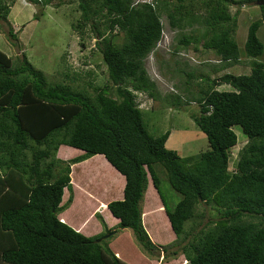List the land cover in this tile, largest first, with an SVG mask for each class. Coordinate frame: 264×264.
<instances>
[{
  "label": "trees",
  "instance_id": "trees-1",
  "mask_svg": "<svg viewBox=\"0 0 264 264\" xmlns=\"http://www.w3.org/2000/svg\"><path fill=\"white\" fill-rule=\"evenodd\" d=\"M24 1L44 5L50 0ZM75 1L79 15L72 29L80 38L93 37L105 65L103 82L87 79L73 86L63 78L73 80L76 73L69 75L65 69L59 71L62 78L56 71V80H51L24 53L14 60L0 49V264H132L141 254L158 258L160 248L165 252L162 258L180 253L187 264H264V61L256 59L264 49L257 33L264 28V4L257 5L260 13L247 23L239 47L238 8L230 12L228 7L249 0ZM7 14L0 0V19H7ZM161 15L176 29L173 50L178 44L199 43L220 62L209 63L211 69L205 73L185 72L190 83L199 85L195 95L167 96L173 105L189 99L198 104L191 119L204 133L207 147L195 154L180 155L166 147L167 129L151 135L134 99L137 91L153 99L159 96L144 58L160 38ZM7 31L13 38L11 28ZM240 49L250 58L247 72L211 75L240 60ZM223 83L231 89L216 88ZM184 87L186 91L188 85ZM234 124L246 140L229 169L230 148L236 143ZM59 145L78 152L62 158L56 154ZM101 154L123 175L121 197L108 200L106 208L119 229L131 230L137 253L127 254L116 246L118 228L106 227L100 213L95 217L103 230L93 234L59 217L72 198L71 165L90 156L86 163H101ZM157 165L179 193L172 206L160 192ZM113 175L109 180L101 176L100 182L114 184ZM149 179L174 234L168 243L152 240V226L147 229L145 224L149 210L142 211L141 201L150 189ZM64 188L68 195L61 202ZM200 202L210 204L213 217L171 249L187 236L184 222L202 215L197 210Z\"/></svg>",
  "mask_w": 264,
  "mask_h": 264
},
{
  "label": "rangeland",
  "instance_id": "rangeland-1",
  "mask_svg": "<svg viewBox=\"0 0 264 264\" xmlns=\"http://www.w3.org/2000/svg\"><path fill=\"white\" fill-rule=\"evenodd\" d=\"M1 1L7 5L8 14L7 19H0V49L5 51L11 58L18 60L20 54L24 53L27 59L35 67L41 69L46 77L51 80H56V71H58L57 76L59 78H62L59 71L63 69H65L69 75L75 72L76 75H74L73 80L67 78L63 79L76 87L82 86L87 79H91V81L96 83H101L106 79L105 65L102 62L100 53L93 46V37L87 36L86 34L84 37L80 38L77 32L72 29L71 24L75 22L79 15V11L75 7V0H50L44 5L38 3L25 5L23 3L25 2L24 0ZM236 4L237 5L230 4L228 8L230 12H235L238 8L236 13L237 27L235 35L238 46L241 47L247 23L250 19L257 17L260 12L256 0L244 1L239 5L238 3ZM33 15H35V17H33ZM161 21L162 30L160 38L144 58V66L147 74L154 80L156 91L160 97L157 96L153 99L145 92L137 91L134 93V99L141 108L142 121L151 135H158L167 129L169 133L164 142L166 147L176 150L180 155L195 154L207 147L204 133L191 119V115L197 114L198 112V104L196 101L189 99L187 103L173 105L170 103V97H168L167 100V96L171 93H179L183 98H189L195 95L199 85L195 82L190 83L191 81L189 82L185 72L193 71L196 73H205L211 69L209 63L220 62H217L218 56L215 55L212 50L202 48L199 43H195V45H193L194 43H190L187 46H180V44H178V50H173L175 44H177L174 36L176 29H172L168 26L164 15H161ZM10 28L15 34L13 38H10V35L7 34V30ZM188 28L189 27L183 28V32L188 31ZM198 33L197 31L194 32L196 35ZM257 33L264 43V28L260 26ZM116 40H121L120 35L117 36ZM81 42L83 44H80ZM239 57L240 60L237 62L223 69H216L211 75L215 76L226 70L234 73L247 72L249 70L248 61L250 58L244 56L241 49ZM256 59L264 61V49ZM87 71L90 72L87 73ZM196 80L198 81L199 77L196 78ZM186 85H188V88L185 91L184 86ZM86 88L90 89L88 86H86ZM216 88L231 89V87L225 83L216 85ZM232 128L236 133V143L230 148L228 159L229 169L232 168L237 149L246 140V136L241 131L239 125L234 124ZM59 152L62 154L61 150H59ZM77 152V150L69 151L70 155ZM83 162L84 161H79L71 165V207L63 214V216L66 217L65 215L69 211H73V213L76 214L77 220H81L83 216L88 215V209L86 207L89 205L84 190L78 185H81L84 189L86 188L88 192H92H90L93 195L92 200L95 201L96 205H99V203L102 204L113 198H120L123 185V183L119 182V178L123 180V175L113 168L108 161L103 159V162H95L93 164ZM156 168L159 177V189L165 204L172 206L177 198H179V193L169 186L163 170L158 165ZM72 171H74L73 175L71 174ZM109 174H114V184L108 181L110 179ZM101 176L108 180H104L101 183ZM148 181L150 189L144 191L141 201L142 211L149 210V218L145 217V224L147 229L149 224L152 226V229L148 230L149 233L152 232V240L158 241L159 243H168L173 239L174 236L172 235L174 234L169 228L167 218L159 206L160 200L154 196L155 191L151 189L153 187H151L150 179ZM98 182H100V185L97 184ZM119 184H121L120 187ZM111 185L113 186L112 191L109 189ZM67 195L68 190L64 188L61 202L66 199ZM92 200L90 201L92 202ZM96 205L93 204V209H90L92 216H89L92 221L97 220V222H99L96 217L95 219L93 218V216L96 215L95 212L100 213V215L105 212L102 210V207V211L99 210V207L94 209ZM198 209L202 211V215H194L190 220L184 222L187 236L182 241L173 244V246L170 247L171 249L180 247L182 243L189 240L191 234H194L208 217H213L214 215L210 204L200 202L197 206V210ZM109 217L110 216L105 219L110 222L109 224L112 225L111 227L117 229V220L113 221V218ZM147 219L149 223L146 222ZM89 220L90 218H88V221ZM102 227L101 225L100 230H103ZM90 229L91 226H87L86 230ZM122 230V233L119 232ZM116 233L119 235V240L118 238L114 240L118 241L116 242V246L120 244L127 254L128 251L137 253L134 247H136V249L139 248L129 228H118ZM115 248L113 247L114 250ZM163 253L165 252L160 248L158 250V256L161 257ZM169 255L170 254L164 257V260L170 258L171 256ZM141 257L143 261L147 259L143 258V254H141ZM149 258L153 259V257ZM137 259L139 262L138 257H136L134 261L136 262ZM171 263L187 264V261L182 254L178 253L173 256Z\"/></svg>",
  "mask_w": 264,
  "mask_h": 264
},
{
  "label": "crops",
  "instance_id": "crops-1",
  "mask_svg": "<svg viewBox=\"0 0 264 264\" xmlns=\"http://www.w3.org/2000/svg\"><path fill=\"white\" fill-rule=\"evenodd\" d=\"M71 148H73V147H71ZM68 149H69V151H70V146H67V145H59L58 146V148H57V151H56V154H57V156H61L62 158H67V157H69V156H71L70 155V153H69V151H68ZM59 150H61V152H62V154L59 152ZM57 152H59L60 153V155H59V153H57ZM93 155H95V154H93ZM92 155V156H93ZM102 155V154H101ZM103 156V155H102ZM91 157V156H90ZM90 157H88V158H85V159H83V160H81V161H84L85 162V160H87V159H89ZM103 158H104V156H103ZM105 159V158H104ZM106 160V159H105ZM107 161V160H106ZM83 162V163H84ZM114 168V167H113ZM123 181V180H122ZM123 183V182H122ZM79 187H81V189L82 190H84V194H85V196L87 197V199H88V201H89V205H88V207H86L87 209H88V215H85V216H83L82 217V219L80 220H77L76 219V214H74L73 213V211L71 212V211H69L65 216L66 217H64L63 216V214H65L66 212H67V210L69 209V207H71V204H70V206L68 207V208H66V209H64L60 214H59V217H60V219H63V220H65L66 222H68L71 226H73L75 229H77V230H80V231H82L83 233H85V234H93V233H96V232H98V231H100V228H101V225H100V223L99 222H97V220H94V221H92L91 220V217L89 216V215H91L92 213H91V211H90V209H93V204H95L96 205V203H95V201H93L92 200V197H93V195L90 193V192H88L87 191V189H84L81 185H78ZM110 189V188H109ZM108 189V190H109ZM107 190V191H108ZM96 196H98L97 194H95ZM155 198H157V195H156V193H155ZM154 196H153V198H154ZM90 200H92V202L90 201ZM155 200V199H154ZM152 201H153V199H152ZM107 202V201H106ZM106 202H104V206H101V203H99V205H96L95 207H94V209L96 208V207H99L100 209L99 210H101V207H102V210L105 212V213H101L102 215V218H103V220L105 221V224H106V227H110V226H112V225H110L109 223L110 222H108L107 221V219H105L106 217L108 218V216H110L111 218H113L112 220L114 221V220H116V218L115 217H113L111 214H110V212L108 211V209L106 208ZM103 204V203H102ZM159 206L161 207V210L163 209L162 208V206H161V204L159 203ZM101 210V211H102ZM90 211V212H89ZM94 212V211H93ZM100 212V211H99ZM92 216V215H91ZM104 216V217H103ZM109 217V218H110ZM88 218H90V220L88 221ZM93 218L95 219V216H93ZM85 221H88V222H85ZM109 221H111V220H109ZM87 226H91V229L90 230H86V228H87ZM170 228V227H169ZM121 229V228H120ZM93 230V231H92ZM124 230V229H123ZM123 230L122 231H119V232H123ZM172 231V230H171ZM172 236H174V235H172ZM117 238V237H116ZM174 238V237H173ZM158 242V241H157ZM159 243V242H158ZM161 243V242H160ZM136 248V247H135ZM137 250V249H136ZM117 255H119V254H121V252L120 251H117V252H115ZM144 255V254H143ZM140 257H141V255H138V258H139V262H138V259L136 260V262L134 261V259H130L131 260V263L132 264H172L171 263V260H172V258H167L166 260H164V257L162 258V256L161 257H159L158 256V258H155V257H153V259H151V258H149V256H145L144 255V257L143 258H147L145 261H143V259H142V257H141V259H140ZM140 261H142V262H140Z\"/></svg>",
  "mask_w": 264,
  "mask_h": 264
},
{
  "label": "water",
  "instance_id": "water-1",
  "mask_svg": "<svg viewBox=\"0 0 264 264\" xmlns=\"http://www.w3.org/2000/svg\"><path fill=\"white\" fill-rule=\"evenodd\" d=\"M257 4H264V0H256ZM113 232V230L111 231H108V232H105L101 235V237H106L108 236L109 234H111ZM100 237H97L96 240H99Z\"/></svg>",
  "mask_w": 264,
  "mask_h": 264
},
{
  "label": "built area",
  "instance_id": "built-area-1",
  "mask_svg": "<svg viewBox=\"0 0 264 264\" xmlns=\"http://www.w3.org/2000/svg\"><path fill=\"white\" fill-rule=\"evenodd\" d=\"M141 1H149V0H133V2H141Z\"/></svg>",
  "mask_w": 264,
  "mask_h": 264
},
{
  "label": "clouds",
  "instance_id": "clouds-1",
  "mask_svg": "<svg viewBox=\"0 0 264 264\" xmlns=\"http://www.w3.org/2000/svg\"><path fill=\"white\" fill-rule=\"evenodd\" d=\"M185 259V258H184ZM187 261V259H185Z\"/></svg>",
  "mask_w": 264,
  "mask_h": 264
}]
</instances>
